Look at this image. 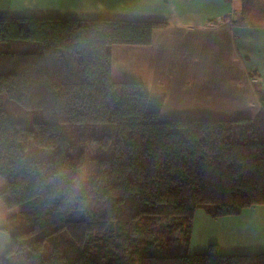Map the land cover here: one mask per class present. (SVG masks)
Instances as JSON below:
<instances>
[{
  "label": "trees",
  "instance_id": "16d2710c",
  "mask_svg": "<svg viewBox=\"0 0 264 264\" xmlns=\"http://www.w3.org/2000/svg\"><path fill=\"white\" fill-rule=\"evenodd\" d=\"M255 2L241 1V20ZM164 25L0 17V201L18 210L0 264H264L215 246L122 256L94 245L160 218L187 246L196 210L215 219L264 206V99L253 118L162 120V98L112 81L111 46H147ZM29 143L55 152L29 159Z\"/></svg>",
  "mask_w": 264,
  "mask_h": 264
},
{
  "label": "crops",
  "instance_id": "0c3cea01",
  "mask_svg": "<svg viewBox=\"0 0 264 264\" xmlns=\"http://www.w3.org/2000/svg\"><path fill=\"white\" fill-rule=\"evenodd\" d=\"M241 1L0 0V17L163 23L147 46H111L112 81L139 82L150 97L162 98V120H232L255 117L264 99V0H256L244 20ZM17 213L0 201V256L10 248L2 229ZM195 214L189 246L196 230V237H210L200 251L215 245L224 255L264 254V206L224 218L204 214L200 223Z\"/></svg>",
  "mask_w": 264,
  "mask_h": 264
},
{
  "label": "rangeland",
  "instance_id": "374dc122",
  "mask_svg": "<svg viewBox=\"0 0 264 264\" xmlns=\"http://www.w3.org/2000/svg\"><path fill=\"white\" fill-rule=\"evenodd\" d=\"M9 113L15 116L19 120H23L28 122V125L31 126L30 117L26 115V113L11 104L8 106ZM55 150L47 149V148H38L33 143H29L26 147L25 153L29 159L35 160H49L52 158ZM202 209V208H201ZM199 210V209H198ZM197 210V211H198ZM200 213H196L195 221L196 223H200V217L207 215L205 210ZM205 214V215H204ZM224 218V217H223ZM144 224V225H143ZM175 223L171 220H164L160 218H155L152 220H146L145 223H142L137 231H130L126 234H120L115 232H110L104 236H100L98 238H94V245L105 248V252L112 251L114 254L127 256L130 253L143 250L145 248L152 249V251L161 252L164 255L171 254L173 252H186L189 254L193 253H206L209 248L204 251H200V245L209 244V238L204 233L198 232L199 236L196 237V233L194 230L193 236L191 237L190 246L188 243V247L185 245L186 236L180 234L179 230H176ZM200 228L203 224H195ZM204 227V226H202ZM225 230V226H223ZM214 238V237H212ZM205 241V242H204ZM246 243H249L245 240ZM196 245L198 247H196ZM213 245V244H212ZM215 246V245H214ZM190 248V250L188 249ZM230 248V247H224ZM238 246H235L233 249L236 251ZM222 249V248H221ZM199 252H195V251ZM202 250V248H201ZM223 250V249H222ZM224 251V250H223ZM220 254V253H219ZM231 254V253H229Z\"/></svg>",
  "mask_w": 264,
  "mask_h": 264
}]
</instances>
